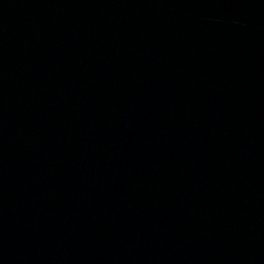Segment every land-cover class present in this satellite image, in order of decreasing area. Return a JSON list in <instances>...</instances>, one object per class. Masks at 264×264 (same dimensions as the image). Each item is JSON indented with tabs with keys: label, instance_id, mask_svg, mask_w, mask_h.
I'll return each mask as SVG.
<instances>
[{
	"label": "water",
	"instance_id": "95a60500",
	"mask_svg": "<svg viewBox=\"0 0 264 264\" xmlns=\"http://www.w3.org/2000/svg\"><path fill=\"white\" fill-rule=\"evenodd\" d=\"M0 264H264V0H0Z\"/></svg>",
	"mask_w": 264,
	"mask_h": 264
}]
</instances>
